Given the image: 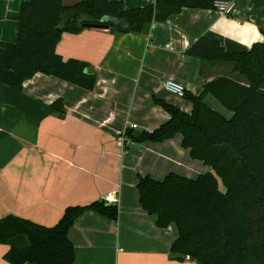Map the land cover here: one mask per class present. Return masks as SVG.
I'll return each mask as SVG.
<instances>
[{
	"label": "crops",
	"instance_id": "crops-1",
	"mask_svg": "<svg viewBox=\"0 0 264 264\" xmlns=\"http://www.w3.org/2000/svg\"><path fill=\"white\" fill-rule=\"evenodd\" d=\"M61 1L72 6L85 0ZM115 1L128 10L156 2ZM228 1L235 3L234 16L185 8L137 33L109 27L64 33L57 54L86 64L83 72L97 78L93 91L44 74L27 80L21 91L0 84V219L14 215L50 228L70 206L106 201L119 207L117 222L87 211L69 231L74 264H197L171 254L178 229L157 226V217L140 204L137 185L141 176L162 181L175 173L196 179L215 173L213 168L192 158L181 135L162 143L133 138L170 120L156 100L192 113V102L169 93L165 81L197 96L207 82L238 79L231 64L186 56L201 38L219 42L229 53L250 51L264 41V0ZM21 2L0 0L3 42L18 40ZM205 103L232 118L213 96ZM9 250L0 244V264H9L4 259Z\"/></svg>",
	"mask_w": 264,
	"mask_h": 264
},
{
	"label": "trees",
	"instance_id": "trees-1",
	"mask_svg": "<svg viewBox=\"0 0 264 264\" xmlns=\"http://www.w3.org/2000/svg\"><path fill=\"white\" fill-rule=\"evenodd\" d=\"M216 1L156 0L154 5L128 10L115 0H85L72 6L61 0H22L17 42L0 40V84L21 91L27 80L44 74L93 91L96 76L81 72V62L64 61L57 54L64 33L77 35L98 25L118 33H137L145 24L167 22L185 8L214 9ZM186 56L231 64L238 79L221 77L207 82L200 95L186 93L193 104L191 114L156 100L170 120L133 139L162 143L181 135L182 146L192 158L215 173L196 179L171 173L162 181L141 176L140 204L157 217L159 228L177 227L174 257H188L197 264H264V41L250 51L229 53L219 42L201 38ZM208 95L231 111L232 118L211 109L205 103ZM87 211L114 222L119 217L117 205L96 201L68 207L50 228L14 215L0 219V244L10 247L5 261L74 264L69 231Z\"/></svg>",
	"mask_w": 264,
	"mask_h": 264
},
{
	"label": "built area",
	"instance_id": "built-area-1",
	"mask_svg": "<svg viewBox=\"0 0 264 264\" xmlns=\"http://www.w3.org/2000/svg\"><path fill=\"white\" fill-rule=\"evenodd\" d=\"M214 9L217 10L220 14L225 15V16H234L236 14L235 3L232 2V1H228V0H218V1H216L215 4H214ZM164 87L169 93H171V94H173V95H175V96H177L179 98H185L186 89L180 83L169 79V80L164 82ZM132 127L133 128H137L136 125H134ZM126 141L128 143H131L130 139H127Z\"/></svg>",
	"mask_w": 264,
	"mask_h": 264
},
{
	"label": "water",
	"instance_id": "water-1",
	"mask_svg": "<svg viewBox=\"0 0 264 264\" xmlns=\"http://www.w3.org/2000/svg\"><path fill=\"white\" fill-rule=\"evenodd\" d=\"M93 28H97V29H105V28H107V26L98 25V26H94ZM85 67H86V64L82 63L81 66H80V71L83 72L84 69H85ZM178 260H179V261H183L184 258H183V257H179Z\"/></svg>",
	"mask_w": 264,
	"mask_h": 264
},
{
	"label": "rangeland",
	"instance_id": "rangeland-1",
	"mask_svg": "<svg viewBox=\"0 0 264 264\" xmlns=\"http://www.w3.org/2000/svg\"><path fill=\"white\" fill-rule=\"evenodd\" d=\"M231 66V65H230Z\"/></svg>",
	"mask_w": 264,
	"mask_h": 264
}]
</instances>
